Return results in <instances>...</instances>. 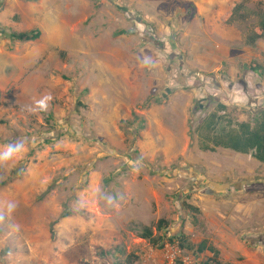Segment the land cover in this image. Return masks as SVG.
Wrapping results in <instances>:
<instances>
[{"label":"rangeland","instance_id":"rangeland-1","mask_svg":"<svg viewBox=\"0 0 264 264\" xmlns=\"http://www.w3.org/2000/svg\"><path fill=\"white\" fill-rule=\"evenodd\" d=\"M235 1L0 0V150L27 149L0 167V264H205L202 240L264 264V167L189 140L200 107L264 110V51L241 49L255 5L238 23ZM158 219L162 247L139 236Z\"/></svg>","mask_w":264,"mask_h":264},{"label":"crops","instance_id":"crops-1","mask_svg":"<svg viewBox=\"0 0 264 264\" xmlns=\"http://www.w3.org/2000/svg\"><path fill=\"white\" fill-rule=\"evenodd\" d=\"M249 5H255L252 14L256 17V20L255 25L251 27L249 33L246 35V40H244L246 47L241 49L244 51L256 46L257 49L261 48L264 51V36L254 39V35L264 17V0H237L232 5L231 10L236 11L234 12L235 21L244 23L247 22L249 15L243 11V8ZM229 13L231 12L227 14ZM235 57H239V55L234 53ZM263 65L264 62L259 65L249 64V67L254 68L258 66L259 69L257 71L264 73L262 70ZM235 71H237L236 67H234V73ZM213 104H209L208 106H212ZM224 108L221 104H214V109L211 110L210 108L211 112L209 111L207 114L205 108L200 107L199 111H203L204 115L207 114L201 122L198 119L201 118L199 117L201 115L200 112L196 114V110L195 112L193 111L192 117H195L197 121L196 125L192 128V134L189 138L192 155L202 153L207 157H211V154H217V161H214L219 164L224 156L234 155V168H238L236 160L238 157L244 160L246 158L250 159L251 164L256 167H264V110L259 111L257 114L247 113L243 115L237 111L226 113ZM203 242L205 243V241ZM205 247L206 249L216 251L218 259V251L216 249L210 246ZM204 251L210 254L207 250ZM218 260L223 264H228L227 262H222L220 259Z\"/></svg>","mask_w":264,"mask_h":264},{"label":"trees","instance_id":"trees-1","mask_svg":"<svg viewBox=\"0 0 264 264\" xmlns=\"http://www.w3.org/2000/svg\"><path fill=\"white\" fill-rule=\"evenodd\" d=\"M235 8V7H234ZM10 18L12 21H17V12L15 9H12L10 12ZM40 36V31L39 29H33L30 31H21L17 34L11 35L12 38H16L21 41H34L38 39ZM264 36V17L262 19V22H260L259 29L256 31L254 35V39ZM253 39V40H254ZM259 67L256 66L252 68V70L256 71L258 70ZM262 70L264 72V65L262 66ZM264 115V113H263ZM185 207L191 212V213H196L197 209H195L193 206H190L189 204H185ZM152 228H154L156 231H162L167 228V222L164 219H158L153 226H144L141 228V232L139 233L140 238L146 240L149 242L152 246L154 247H162V239L163 237H157L153 236ZM183 237H179V248H183V245H181L180 242H182ZM204 250H207L208 252L212 253V257L206 259L205 264H223L217 259V252L214 250L206 249L205 243L203 241L199 242L195 246V251L196 252H202ZM119 252V250H116ZM98 256L101 258H107L108 256H111L112 252L111 251H105L104 249H98ZM136 257L133 256L132 254H127L124 258V263L127 264H132V259H135Z\"/></svg>","mask_w":264,"mask_h":264},{"label":"clouds","instance_id":"clouds-1","mask_svg":"<svg viewBox=\"0 0 264 264\" xmlns=\"http://www.w3.org/2000/svg\"><path fill=\"white\" fill-rule=\"evenodd\" d=\"M51 100V95H45L35 102V106L30 108V111H47ZM26 150V145L23 142L10 143L6 145L3 150H0V167L5 166L14 158L20 157ZM15 208L16 204L14 202L7 203L6 209L0 207V219H3L5 214L10 215L15 210Z\"/></svg>","mask_w":264,"mask_h":264},{"label":"built area","instance_id":"built-area-1","mask_svg":"<svg viewBox=\"0 0 264 264\" xmlns=\"http://www.w3.org/2000/svg\"><path fill=\"white\" fill-rule=\"evenodd\" d=\"M183 263H184V260H183Z\"/></svg>","mask_w":264,"mask_h":264}]
</instances>
